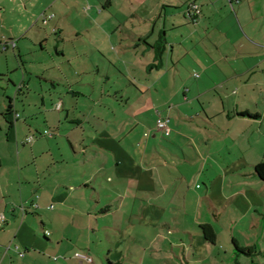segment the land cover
I'll return each instance as SVG.
<instances>
[{
    "label": "crops",
    "instance_id": "1",
    "mask_svg": "<svg viewBox=\"0 0 264 264\" xmlns=\"http://www.w3.org/2000/svg\"><path fill=\"white\" fill-rule=\"evenodd\" d=\"M190 1L201 10L195 20L187 16ZM82 12L101 33L96 58L120 65L128 80L155 71L156 91H139L143 103L111 107L110 117L70 116L61 105L54 109L60 100L43 113L35 101L19 105L23 57L36 50L21 43L32 24L20 28L18 17L48 23L84 18ZM2 16H12L7 26L22 33L3 49H17L23 71L13 67L17 74L5 88L0 83V264H71L45 255L87 247L99 225L116 239L142 238L159 256L174 255L173 264H239L245 254L233 240L252 255L264 248V181L255 172L264 164V0H0ZM58 22L53 33L62 30ZM154 46L164 48L159 67L152 66ZM171 70L183 91L162 90ZM188 76L193 85L184 87ZM42 114L47 127L56 117L57 129L74 134L88 124L94 135H67L70 153L58 139L39 143L55 136L38 126ZM158 115L169 119V133L156 127ZM136 225L144 228L136 232ZM201 225L211 228L212 242Z\"/></svg>",
    "mask_w": 264,
    "mask_h": 264
},
{
    "label": "rangeland",
    "instance_id": "2",
    "mask_svg": "<svg viewBox=\"0 0 264 264\" xmlns=\"http://www.w3.org/2000/svg\"><path fill=\"white\" fill-rule=\"evenodd\" d=\"M82 15L85 17L75 18L74 20L70 18L68 21L63 18V16H56L53 21L48 22L49 24L43 21V16L18 17L20 20V28H28V26L32 24L30 29L22 32L23 34L19 33L16 27L17 25L14 27L11 25L7 26L8 22L6 19L12 16L0 17V83H2L3 88L7 86L6 81L9 75H16L17 70L18 72L23 71L19 56L17 55V49H12L10 47L11 44H8V49L4 50V42L11 39L16 41L20 38L19 35L22 34L25 37L20 40L21 43H25L30 49L36 50V52H29L27 56L23 57L27 72L24 73L25 87L22 89L23 92L21 95H17V103L19 105L22 102L21 100L29 99L35 101V104H37L43 113L44 109L57 104L60 100L59 106L61 105L66 108V110H69L70 116H72V112L76 110L83 115L90 114V117L98 116V114L109 116V111L112 110L111 107H117L118 105L125 107L126 105L128 109L130 104L131 106H139L143 103V99L139 96V91H156L153 84L157 82L159 74H156L155 71L152 75L145 74L144 72L138 74L137 72V74H134V80L132 78L128 80L123 76L124 71L120 65L116 63L108 64L105 60L100 61L96 58L97 56H95L96 53L94 51H96V46L98 45L97 41H102L100 36L101 33L96 27L97 22L92 21V19H89L90 21L86 19L85 12H82ZM3 21L4 23H2ZM56 21H59L58 25L62 23L63 27L61 31L53 33L52 28ZM85 25L88 27L94 26V28L88 31L80 29V27L82 28ZM55 49L61 50L63 53H57ZM82 52H85L87 56H93L94 59L91 61L84 60L87 58L86 56H78ZM4 63H8L9 69H6ZM15 66L18 68L13 71V67ZM173 72L174 70H171L167 75V79H165L167 85L164 86L162 89L163 91L184 90L182 88L184 84L183 81L180 82L174 76ZM193 73L196 74V76L197 74L200 75L198 69L192 71V74ZM105 76L107 78H105ZM145 78H147L146 81L144 80ZM185 80L187 83L184 87L193 85L194 78H192V76H188ZM16 84H18V81H16ZM147 85H150L152 88H149V90L146 89L145 86ZM8 88H12L11 83H9ZM0 91L2 90L0 89ZM74 92L78 93L74 94ZM27 95H29V97H27ZM42 98H44V107L42 106ZM54 109L56 108L54 107ZM100 110L101 112L98 113ZM60 111L62 117H64L65 111ZM49 120H51V123L48 127L43 125L42 114L38 126L41 131L43 128L48 129L49 132H53L55 136L51 138L43 137L38 140L39 143H44L46 140L50 141V139H52L50 143L54 145L55 140L58 139L60 144L67 148L68 153H70L71 150L66 140L67 135L72 139H75L76 135H81L82 132L85 131L88 132L87 134L90 136L94 135L91 134V130L87 129V127L90 128L88 124H83L82 127H76L74 131L76 134H69L70 127L68 126L63 125L60 129L56 128L54 123L57 120L56 117L49 118ZM89 120L90 125L92 122L95 123L93 118ZM49 132L44 136H49ZM86 169L90 171L91 166H86ZM109 218L111 224H115L113 218ZM119 226L122 227L125 225L121 223ZM142 228L144 227L136 225L134 231L139 232ZM113 231L112 228L110 230H103L99 225L97 228L98 237H94L93 235L92 243H88L87 247H85L84 243L80 250L69 256L52 251L47 253L45 258H47V260H49V258L50 260L55 258L60 262L65 258L72 259L71 264H159L160 262L154 260L159 257L161 259L167 258L169 264L175 263V259H173L175 258L173 257L174 255H171V259L170 257H163L162 254L159 256L156 254L157 252L153 250L154 245L147 248L148 244L144 242L142 238L120 237L118 240L108 236V234L112 235ZM145 232L147 234H153L152 228H149V230ZM131 236L135 237V234H131ZM20 251H23V249H20ZM78 253L83 254L86 259L77 256ZM237 262L239 264H246V262L247 264H264V248H259L257 252L251 256L239 255Z\"/></svg>",
    "mask_w": 264,
    "mask_h": 264
},
{
    "label": "trees",
    "instance_id": "3",
    "mask_svg": "<svg viewBox=\"0 0 264 264\" xmlns=\"http://www.w3.org/2000/svg\"><path fill=\"white\" fill-rule=\"evenodd\" d=\"M163 52H164L163 47L154 46V58H155L156 63L152 65L153 67L161 66ZM242 114L248 115L247 113H242ZM255 172L258 175V177L264 181V164L256 165ZM200 228L204 234L205 240L208 242H212L214 239V233L212 232L211 228L207 225H201ZM233 246H234L236 253L252 255L253 249L248 248V247L246 248L239 247L234 240H233Z\"/></svg>",
    "mask_w": 264,
    "mask_h": 264
},
{
    "label": "built area",
    "instance_id": "4",
    "mask_svg": "<svg viewBox=\"0 0 264 264\" xmlns=\"http://www.w3.org/2000/svg\"><path fill=\"white\" fill-rule=\"evenodd\" d=\"M228 1L231 3V2H238L239 0H228ZM186 12H187V16L189 18H191L192 20H195L196 17L200 14L201 10H200V7H199L198 4H196L193 1H190V3L187 5ZM48 18H50V17H48ZM59 107H60L59 104H57L55 106L56 109H59ZM168 122H169V119L167 117H164V116H161V115H158L156 120H155L156 127L158 129H160V130H163L166 133H169V131H170ZM43 133L47 134L48 132L44 131ZM33 140H34V137L32 135L28 136L26 138V142H32ZM32 206H36V205L33 204ZM3 220H4L3 219V215L0 214V221L3 222ZM45 234L48 235L49 232L45 231ZM15 249H17V246L15 247ZM22 254H23V252L21 253V255ZM77 256H79L82 259H86V257L83 254L78 253Z\"/></svg>",
    "mask_w": 264,
    "mask_h": 264
}]
</instances>
